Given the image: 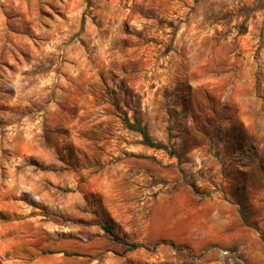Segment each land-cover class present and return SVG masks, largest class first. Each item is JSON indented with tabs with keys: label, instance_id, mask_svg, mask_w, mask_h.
<instances>
[{
	"label": "rangeland",
	"instance_id": "1",
	"mask_svg": "<svg viewBox=\"0 0 264 264\" xmlns=\"http://www.w3.org/2000/svg\"><path fill=\"white\" fill-rule=\"evenodd\" d=\"M0 264H264V0H0Z\"/></svg>",
	"mask_w": 264,
	"mask_h": 264
},
{
	"label": "trees",
	"instance_id": "2",
	"mask_svg": "<svg viewBox=\"0 0 264 264\" xmlns=\"http://www.w3.org/2000/svg\"><path fill=\"white\" fill-rule=\"evenodd\" d=\"M123 123L124 125L126 126V128L130 131H133V132H136L138 133L141 138H142V143L143 145H145L146 147L148 148H151V149H156V150H167L168 147L165 146V145H162V144H158V143H155L152 141V139L150 138V136L148 135L146 129L142 126H140L139 124L137 123H130L129 120L127 118H124L123 119ZM170 154H174L173 151H170ZM103 231L115 242L118 241L117 237L114 235V233L110 230L109 227H103ZM140 248L139 245L137 244H131V245H128L127 249L124 251V253L126 252H130V251H133V250H136ZM65 256H77V255H68V254H65Z\"/></svg>",
	"mask_w": 264,
	"mask_h": 264
}]
</instances>
